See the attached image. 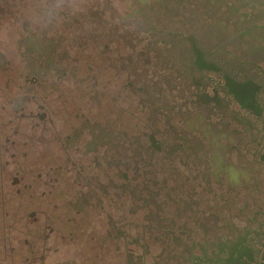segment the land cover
Masks as SVG:
<instances>
[{"label":"flooded vegetation","instance_id":"obj_1","mask_svg":"<svg viewBox=\"0 0 264 264\" xmlns=\"http://www.w3.org/2000/svg\"><path fill=\"white\" fill-rule=\"evenodd\" d=\"M263 250L264 0H0V264Z\"/></svg>","mask_w":264,"mask_h":264},{"label":"rangeland","instance_id":"obj_2","mask_svg":"<svg viewBox=\"0 0 264 264\" xmlns=\"http://www.w3.org/2000/svg\"><path fill=\"white\" fill-rule=\"evenodd\" d=\"M5 37H9V41L7 42L10 50L15 54V56H17L18 54V48H17V45L16 43L14 42L13 40V35H12V32H5V34H3ZM12 35V36H11ZM16 59V58H15ZM48 54L47 53H44V52H41L39 53L38 52V55H37V58L34 62V65H35V70L37 71H40V72H44V62H49L48 61ZM47 64V63H45Z\"/></svg>","mask_w":264,"mask_h":264},{"label":"water","instance_id":"obj_3","mask_svg":"<svg viewBox=\"0 0 264 264\" xmlns=\"http://www.w3.org/2000/svg\"><path fill=\"white\" fill-rule=\"evenodd\" d=\"M235 99L242 109L256 110L257 108V104L253 99V94H249L244 98H240L238 95H235ZM259 262L260 264H264V250L259 255Z\"/></svg>","mask_w":264,"mask_h":264}]
</instances>
